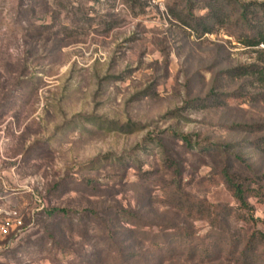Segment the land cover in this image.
Masks as SVG:
<instances>
[{
  "label": "rangeland",
  "instance_id": "obj_1",
  "mask_svg": "<svg viewBox=\"0 0 264 264\" xmlns=\"http://www.w3.org/2000/svg\"><path fill=\"white\" fill-rule=\"evenodd\" d=\"M250 3L0 0V264H264Z\"/></svg>",
  "mask_w": 264,
  "mask_h": 264
},
{
  "label": "trees",
  "instance_id": "obj_2",
  "mask_svg": "<svg viewBox=\"0 0 264 264\" xmlns=\"http://www.w3.org/2000/svg\"><path fill=\"white\" fill-rule=\"evenodd\" d=\"M238 12L237 18L242 24L240 44L246 48L255 49L261 55L260 65L247 68L244 75L250 77L264 90V3L238 4ZM259 47L262 49L259 50ZM226 181L234 200L241 208L248 210L251 215V208L245 200L244 190L235 184L231 178L227 177ZM259 239L264 241V236H259Z\"/></svg>",
  "mask_w": 264,
  "mask_h": 264
},
{
  "label": "built area",
  "instance_id": "obj_3",
  "mask_svg": "<svg viewBox=\"0 0 264 264\" xmlns=\"http://www.w3.org/2000/svg\"><path fill=\"white\" fill-rule=\"evenodd\" d=\"M20 225L21 221L16 217V213L0 210V236L6 234L9 229L17 228Z\"/></svg>",
  "mask_w": 264,
  "mask_h": 264
}]
</instances>
